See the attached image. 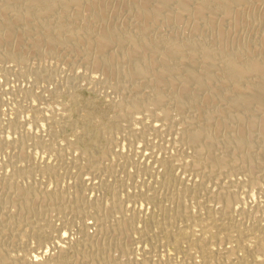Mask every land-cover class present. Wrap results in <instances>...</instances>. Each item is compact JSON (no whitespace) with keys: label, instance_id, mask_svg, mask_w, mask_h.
<instances>
[{"label":"bare ground","instance_id":"6f19581e","mask_svg":"<svg viewBox=\"0 0 264 264\" xmlns=\"http://www.w3.org/2000/svg\"><path fill=\"white\" fill-rule=\"evenodd\" d=\"M119 9L130 16L132 23L128 20L119 21L118 18L117 24L109 23V15ZM163 23L170 25L172 31H164V28L169 27H162ZM182 25L186 26L183 27L186 29H183L184 33L178 31V27ZM205 30L206 34L202 36ZM57 52L78 56L79 60L89 64L91 68L103 71L106 78L122 76L129 81L130 88L125 86L127 83L124 86L131 90V93L128 91L130 95L126 94L128 97L125 96L127 98L122 101L117 100L114 108L118 122L129 119L150 106L160 108L162 116L166 117L165 100L168 95L172 96L176 104L169 108H173L178 117L174 132L178 140L191 150L189 161L186 159L188 162L183 161L181 164L191 166L192 171H195L200 179L203 178L199 182L202 185L198 187L200 191H210L202 182L209 179L218 180L221 177L217 176L221 172L232 174L236 170L244 171L243 181L254 183V186L261 179L264 180V0H0V61H25L29 54L44 57ZM142 84H146L147 88L149 86L150 92L144 94L139 93V90L135 91ZM117 91L122 92L119 89ZM32 110L34 112V107ZM162 120L163 118L159 117V124L154 121L144 123L145 129L159 131L163 127H160L162 123L163 128L169 130L171 124H164ZM256 142L260 144L261 149L252 151ZM106 149H109L108 145ZM80 156L90 159L89 162L93 160L91 153L83 152ZM43 166L47 165L43 163L38 167L43 169ZM98 167L97 170L101 168ZM18 170L11 172L12 175L7 179H1L0 188H11L12 177L17 175ZM195 185L196 182L190 187ZM12 189L15 203L21 210L26 211L30 207L32 209L29 199L27 200L29 195L36 197L45 195L46 192V188H42L44 191L33 187ZM230 190L220 185L216 191V200L218 205L223 207L224 213L231 212L237 201L235 194L233 196ZM57 194L46 195V207H49V211H65L69 208L62 195L59 196L61 193ZM34 200H38L37 197ZM119 200L113 198V207ZM74 202L70 206L72 212L87 208V213H94L95 218L92 220L95 222L94 228L98 230L97 234L107 233L106 228L109 230L107 236L103 233L104 239L87 233L84 224L83 233L79 236L82 238L75 241V246H71V239L65 234L63 239L56 238L47 244L50 246L49 250H56V254L52 256L46 254L48 247H43L39 252L33 250L25 259L22 256L20 259L14 258L16 255L12 257L13 253L12 256L5 254V249L2 252L0 248V264H102L100 261H105L104 257L108 253H105L107 245L117 249L119 256L116 262H109L111 258H107L108 262L103 264H149L150 258L142 253L139 259L131 256V240H134L135 236L128 233V228L133 224L131 220L119 218L128 214L127 208L123 209L119 205L116 212L120 216L112 219H107L102 213L106 218L104 219L97 215L109 209L99 199H86L81 204L80 200L75 198ZM109 207L113 208L112 205ZM183 208V211H187L185 206ZM205 209L206 212L210 211L209 207ZM133 210L132 214L139 213V209ZM198 215L189 214V218L195 219ZM2 216L0 221H5V226L22 221L20 210L14 214L8 213L4 218ZM148 222L145 217L142 226L134 227L133 232L141 236L144 229L152 223ZM238 223L234 225L236 230L242 227ZM225 231L228 233H223L225 244L220 238L218 240L223 244L219 242L216 248H210V253L216 256L215 259L201 260L195 264H214L218 260L220 264H229V258L231 264H234L239 259L236 253L238 249L247 255L260 254L261 258L256 256L252 264H264V241L255 237L254 241L250 239L249 242H244L235 234L236 237L230 236L232 230ZM195 243L197 250H201L202 255L205 254L204 243ZM68 254L71 256L66 259ZM44 255L49 257L42 262L41 257Z\"/></svg>","mask_w":264,"mask_h":264},{"label":"rangeland","instance_id":"374dc122","mask_svg":"<svg viewBox=\"0 0 264 264\" xmlns=\"http://www.w3.org/2000/svg\"><path fill=\"white\" fill-rule=\"evenodd\" d=\"M119 10H116L114 15H109L111 17L107 19L109 23L117 24L120 20H128V22L131 20L130 16ZM116 19L119 21L117 22ZM167 25L163 23L162 27ZM167 27L169 28L163 30L172 31L170 25ZM183 27L186 28L185 25L179 26L178 31L184 33ZM202 34L205 36L206 30ZM60 53L44 55V57L27 54V60H23L24 62L0 61V180L7 179L12 175L11 172L19 169L17 175L12 177L11 188L5 186L0 188V216L3 215L4 218L8 213L14 214L20 210L22 217V221L13 223L14 226L13 224L5 226L7 223L0 221V232L2 230L0 248L2 252L5 249L3 253L8 255L13 253L12 257L16 255L14 258L20 259L22 256L25 259L33 250L39 252L43 247H48L46 251L49 254H46L55 255L56 250H49L48 245L56 238L63 239L67 234L66 236L71 239L72 245L71 243L70 245L75 246L77 243L75 241L83 233L84 224L87 233L95 237L100 236L101 240L104 239L103 236L109 230L106 228L107 233L102 231L104 235L99 234L100 232L99 235L97 234L98 230L94 228L95 222L92 220L95 218L94 213H91L92 215L87 213L89 211L87 208H79V211H76L78 213L70 210L75 198L80 200L81 204L86 199H99L109 209H106V213L100 212L97 215L104 219L119 217L116 212L119 205L123 209L127 208L128 214L119 218L131 220L133 224L128 228V233L135 236L134 240H131L133 249L131 256L139 259L142 253L143 256L150 258L149 264H195L201 260H214L216 256L210 253L211 249L216 248L220 243L225 244L223 233L228 234L225 229L232 230L229 235L236 237L235 234L244 242H249L250 239L254 241L255 237L264 241L263 179L254 186V183L243 181L244 171L236 170L232 174L221 172L217 177L222 179H212L218 182L214 183L210 179L202 182L211 192L200 191L198 187L202 185L199 182L203 178L200 179L201 177L192 171L191 166L181 164L183 161H189L188 155L191 150L178 140L174 132L178 117L173 108H169L176 104L172 96L168 95L165 100L166 117L162 116L160 108L150 106L119 123L114 108L117 100L122 101L130 95L129 81L122 76L108 77V79L103 71L91 68L89 64L79 60L78 56ZM120 85L122 86L119 88ZM145 85H140L135 91L139 90V93L144 92V94L150 92L149 86L147 88ZM116 87L122 92L117 91ZM159 117L163 118L164 124H171L169 130L164 129L162 123L160 127H163L159 131L145 129L144 125L149 121L159 124ZM254 144L252 151L261 149L258 142ZM107 145L109 149H106ZM83 152L91 153L93 160L89 162L90 159L85 157L83 159L80 156ZM43 163L47 166H43V169L39 168L38 166ZM98 166H101L99 171ZM94 171L96 173H93ZM195 182L197 185L190 187ZM220 185H224V188L226 186V190L231 189V194L233 196L235 194L237 198L231 212L224 213L223 207L218 205L216 191ZM13 187L40 188V191L46 188V192L45 195L36 196L38 200H34L35 196L33 198L29 195L27 200L29 199L32 209L30 207V210L26 211L21 210L12 198ZM58 192L61 194H57ZM54 193L62 195L68 209L49 211V207H46L48 203L46 195ZM114 197L120 199L115 207L112 204ZM111 205L113 208L109 207ZM183 206L187 211H183ZM206 207H209L211 212L209 209L207 210L209 212H206ZM134 208L139 209V213L132 214ZM188 213L190 216L199 215L195 219H190ZM88 214L92 218L87 216ZM145 217L148 223L151 221L152 223L144 229L141 236H138L133 232V228H140ZM236 223L242 226L240 230L234 228ZM195 242L204 243L205 254L202 255L201 250H197ZM113 249L112 245L106 246L105 253L108 252L104 257L106 259L100 263L118 260L119 251ZM236 253L239 256L237 264H252L256 256L261 258L260 254L247 255L240 249ZM47 255L41 257L42 262L47 260L49 257ZM70 256L71 254H68L66 259ZM191 259L194 262L190 261ZM218 261L216 263L220 264V260ZM228 261L230 262L227 263L231 264L230 258ZM120 263L125 264L117 262Z\"/></svg>","mask_w":264,"mask_h":264}]
</instances>
